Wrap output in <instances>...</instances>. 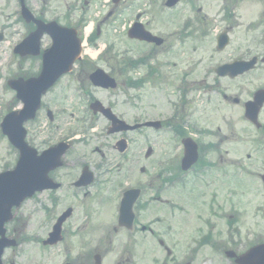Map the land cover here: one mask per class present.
Masks as SVG:
<instances>
[{"label": "flooded vegetation", "instance_id": "1", "mask_svg": "<svg viewBox=\"0 0 264 264\" xmlns=\"http://www.w3.org/2000/svg\"><path fill=\"white\" fill-rule=\"evenodd\" d=\"M13 1L16 11L12 24L7 23L1 29L5 32L12 29L15 44L38 29L37 21L43 24L55 21L76 36L80 54L71 70L60 76L42 96L36 117L24 122L26 143L37 153L56 148L55 153L60 155L55 162L59 164L48 172L51 188L34 193L29 199L32 213L27 219L16 208H12L6 220L0 217V239L14 242L9 244L5 253L21 246H30L29 250L39 246L44 254L42 258L46 260L60 251L58 248L54 252L57 246L64 244L60 252L62 259L56 264H238L249 249L264 243L259 229L248 228L240 221L235 225L208 221V215L216 221L219 219L215 217L217 210L208 207V199H204L200 191L205 192L207 198L208 192L211 198H216L213 189L218 177L227 179L220 175L228 172L226 165L232 161L221 155L214 165L208 162L206 144L198 166L192 165L187 170L181 167L182 146L172 136L182 128L208 129V119L204 118L207 115L199 122L195 113L189 115L190 103L185 102L182 114L173 113L170 104L168 111L161 110L164 113L153 118L147 116L146 101L145 105L142 102L136 104L140 99L139 92L146 86L160 89L167 82L168 75L161 57L165 50L163 46L172 47L175 41L179 42L180 27L175 26L174 31L171 29L166 33L161 25L163 21L155 23L162 16H145L148 11L142 8L148 3L145 0ZM149 1L154 3V0ZM22 2L32 17L22 15ZM97 8L96 13L94 9ZM208 9L212 13H205L200 21H203L205 32L208 31L213 54L222 57L216 63L208 60V109L221 111L220 104L230 109L235 107L236 119L243 123L242 126L246 127V121L249 128L251 126L260 133L257 144L250 145L248 149L263 152L264 0H213ZM246 18L248 22H245ZM89 21H92L91 33L86 34ZM137 23L151 34L162 37L163 44L156 46L154 42L129 38L128 30ZM159 24L161 26L158 27ZM221 32L227 34L228 42L221 51H215L216 39ZM117 34H122L128 43L144 47L141 50L118 47ZM51 44V36L44 33L40 38L39 54L23 58L31 70L29 75L23 74L24 78L38 75L41 54ZM251 57H255L256 64L246 74H235L238 69L234 68L229 70L233 74L219 76L215 73L218 65H230ZM174 66L175 63L167 68ZM99 69L113 79V88L92 84L90 74ZM140 69H144V73L141 74ZM260 91L263 92L261 96ZM250 100L260 105L256 120L258 127L245 117L246 102ZM94 102H99L122 122L112 124L110 113L101 111L100 105L94 106ZM21 107V101L15 96L12 110L19 114ZM223 118L233 125L229 133H226L225 123L223 129L218 125L217 130L222 131V135L243 132V128L236 129L235 123L229 122L231 118L229 121L226 115ZM151 119L158 121V128L145 124ZM162 135L171 141L169 145L165 140L152 143ZM81 143L93 145L85 149L78 147ZM155 145L159 149L156 154ZM9 149L12 151L3 150L0 155L11 153L13 164L1 162L0 171L14 166L20 158L17 147ZM223 151L228 155L230 150L226 148ZM151 160L155 170L153 176L148 178V169L141 167L137 182L128 181L139 162L144 165ZM89 173L93 182L84 186L82 178ZM215 175L216 179L213 178ZM262 178L264 176H261L264 184ZM239 187L219 186L215 189L231 193ZM130 188L139 191L132 205L133 222L120 225L121 198ZM248 191H243V194ZM251 195L252 198L245 202L253 200V193ZM130 197H134V193ZM204 200L207 203L203 204ZM197 201L204 205L206 212L201 211L202 208L195 209ZM254 203L252 214L261 215V204L257 198L245 208L241 207L239 212L249 215L248 209ZM68 207L72 212L62 224L60 242L44 244L57 218ZM30 217H34L38 225L29 222ZM104 226L108 228L104 236L108 241L100 235L98 240H94L93 248L85 250L90 245L91 235L86 238L88 244L83 245L81 240L80 243L76 240L78 230L96 232ZM28 251L19 250L14 258L4 256L3 264H25L22 258ZM43 259L38 260L39 264H44ZM46 264L54 263L48 261Z\"/></svg>", "mask_w": 264, "mask_h": 264}, {"label": "rangeland", "instance_id": "2", "mask_svg": "<svg viewBox=\"0 0 264 264\" xmlns=\"http://www.w3.org/2000/svg\"><path fill=\"white\" fill-rule=\"evenodd\" d=\"M187 1L188 0H182V2L178 4L175 10L168 11L165 9L164 12L162 13L159 12V9L162 8L163 0H154V3H151L149 0H145V2H148V3L144 5L142 8H146L148 10L145 13V16L147 18H150L151 16H162L163 18H160L159 20H155V23L163 21L161 25L163 26V28L165 29V32L167 33L171 28L178 26L180 21L182 22L185 19V17H188V16L192 17L195 19V22H197L198 19L200 20L202 19L205 13H208V14L212 13V11L208 9V5L211 4L213 0H197L198 2L192 7L187 4ZM14 7L15 5H14L13 0H0V25H4L6 22L10 21L9 13L10 11L14 9ZM198 9H201L200 13H198ZM98 10H99L98 8L94 9L96 13ZM248 20L249 19L246 18L245 22H248ZM161 25L159 24L158 27ZM196 26H197V23H193L192 27H196ZM115 38H116V43L118 47H132V48H136L137 50H141L143 48V46L140 44L128 43L122 34H117ZM13 39L14 37L10 35L4 43L0 44V103L3 102L6 108H7L8 103H10L8 99L12 97V93L11 91L2 87V82L5 78L13 77L17 72V66H18L17 65L18 62L16 61L15 57L13 58L11 56V51L8 46V43L13 41ZM212 48L213 47L209 43L208 39L197 40L196 32L193 31L192 37L189 38L185 42L184 45L182 46L175 45L174 50H177L175 51V53H173L174 52L173 51L169 53L168 55H164L162 57V58L171 59L174 63H176V66L169 69V73L171 75L166 76L167 82L161 85V89H154L153 86H146L143 89L142 104L145 105V101H146V104L148 106L147 108L149 109V113L147 116L154 117L156 115H160L161 113H164L163 111H168L167 109L168 107L165 104L164 99L173 97L171 95V92L176 91L178 85H180L176 77L174 78L171 77L173 71H175V75L177 76L182 75V74H187L192 79H197V80L200 79L204 74H207L206 72L200 71L199 69L202 66L208 64V60H216L217 58H222L221 56H217L213 54ZM7 56L9 60L5 64L4 61L7 58ZM25 64H26L25 62L22 64L21 69L24 71H27V69H30V68L26 67ZM140 73L141 74L144 73V69H142ZM246 86L249 87V84H246ZM193 93L196 96L198 95L200 96L198 103H201L202 101L203 104H205V97L207 96L208 93L204 94L203 87L196 88L193 91ZM145 96H146V99L144 98ZM219 106L221 107V111L216 109L218 112L210 111L207 106L203 111H198L197 113L201 117L207 115L204 118L208 119V126L212 127L214 130L212 131L211 134L207 136V138H205V140L208 141V143L215 144L217 146L221 145V147L218 148V151L215 154H217V156L222 155L225 159L232 161L231 163H227L228 165H234V161L237 159V157L243 156L245 153H251V151L247 150L248 148L246 147H242V150L246 149V150H243L242 152L240 150V146L249 147L250 145L257 144L256 142L257 138L255 137L259 136L260 133H256L253 129H251L253 128L251 126L249 128L246 125L247 124L246 121H245L246 127L242 126L243 123L240 120L236 119V108L235 107H231L230 109L228 107H225V105L223 104H220ZM141 107H145V106H141ZM224 115L228 117V121L230 118L232 119L229 122H234L236 129L243 128V132L240 133L236 131V134L234 135H222L221 134L222 131L217 130L218 125L221 129H223L224 123H225L226 131H227L226 133H229L228 131L233 125V124L228 123L223 118ZM242 139L244 140L242 141ZM163 140H165V143H168V145L171 142L170 140H167L166 136L162 135L160 138L159 137L155 138L152 141V143L153 142L162 143ZM91 145H93V143ZM225 145H229L232 150L229 152V155H226L225 152L223 151L224 149L223 147ZM7 149H8V146L5 140L0 139V154L2 153L3 150L6 151ZM154 149H155V154H156V151L159 150L157 149V145L154 146ZM259 154H263V155H261L259 158H256ZM259 154L252 153V157L248 161L249 163H252L251 164L252 168H248V170L250 171V175L245 174L246 176L244 175L242 178L241 176H237V177H229L227 179H219L218 177V183L216 185L217 188H219V186L227 187V186H232V185H238L240 187H243V190L242 188L240 189L239 187L238 190L232 191L231 193H227L223 189L216 190L215 189L216 187L214 186L215 188L213 189V191L216 193V196H217L216 198H211L210 192H208V198H207L206 193L203 191H200V193H202L203 195V198L208 199L207 201L208 203L204 200L202 201L203 204L207 203L209 204L208 207H212L214 208V210H217V211L224 210L228 206L231 207L232 204L231 203L229 204V202L234 203L235 201L237 203L239 201L240 203L236 206L237 209H238V206L240 208L241 207L245 208L246 204L251 203L256 198L259 201H262L261 204H264V185H262L261 179H260V175H264V151ZM154 158L155 156H153V160ZM13 160L14 159H12L11 153H9L7 156L0 155V168H1V164H3L1 162L5 161L6 164L12 165ZM153 160L149 161L148 163H144V165H142L143 162H139L137 167L134 168L135 171L132 173L130 180L128 181L132 182L133 184L137 182L139 178L137 177V175H139L138 169L141 167H144V169H148V175H147L148 178L153 176L155 174ZM230 169H232V167H230ZM117 170L118 169H116V171ZM215 177L216 175L213 176V178ZM209 190L210 189H208V191ZM245 190H249L251 192L248 191L247 194H243V191ZM252 193H253V200L250 202H245L246 199H249L250 197L252 198V195H251ZM203 204L197 201V205L195 206V209L200 210L202 208L201 211L206 212V209L204 208ZM31 205L32 204L30 201H26L24 206L20 209L22 215H24L23 216L24 219L28 218L27 213H30V214L32 213L30 212ZM251 208L252 207L250 206L248 209V212L251 211ZM226 211L229 214L232 212V208L226 209ZM215 217L218 218V216H215ZM235 218H237L242 224H244V226L251 228V229H254V227L257 225H262L261 223L264 224V219L253 217L251 215H248V217H246L244 214H240V215L235 216ZM29 221L31 223H36L38 225V223L34 221V217H31ZM219 221L221 222V219H219ZM257 229H259L260 231L264 230V228L260 229L259 227ZM107 231H108V228L105 226L98 229L96 232H88V231L82 232L81 230H78L79 236L76 235V240L78 241V243H80V240H81L80 244L85 245V244H88L87 239H86L87 236L91 235L90 245L87 248H85V250L92 249L94 245V240L96 239L98 240L100 235L104 241L105 240L108 241L107 238H104V236L108 233ZM69 234H72V232H69ZM58 248H60V251L55 252L57 251ZM63 248H64V244L57 246L54 250L56 254H53L51 259L44 260L42 258L44 254L42 253L39 246L31 247L30 250L28 249L29 251L26 254V256H24L22 259L24 260L25 264H39L38 262L39 259H43L44 264H46V262L48 261H51L52 263L56 264L59 260L62 259L60 252ZM79 249H80V246L78 247V250ZM198 264H203V263H198Z\"/></svg>", "mask_w": 264, "mask_h": 264}, {"label": "water", "instance_id": "3", "mask_svg": "<svg viewBox=\"0 0 264 264\" xmlns=\"http://www.w3.org/2000/svg\"><path fill=\"white\" fill-rule=\"evenodd\" d=\"M26 13H25V11H24V15H25ZM49 70H53V68H51V69H49ZM64 72V71H63ZM43 74V72L41 73V76H40V78L39 79H43L44 78V76L42 75ZM22 150H24V151H29L26 147H24L23 145H22Z\"/></svg>", "mask_w": 264, "mask_h": 264}]
</instances>
